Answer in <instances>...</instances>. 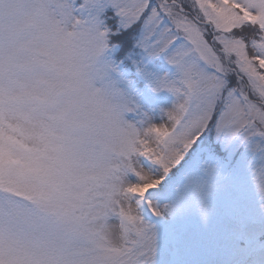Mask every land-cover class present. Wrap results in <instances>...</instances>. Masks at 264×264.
Here are the masks:
<instances>
[{
  "label": "snow or ice",
  "instance_id": "snow-or-ice-1",
  "mask_svg": "<svg viewBox=\"0 0 264 264\" xmlns=\"http://www.w3.org/2000/svg\"><path fill=\"white\" fill-rule=\"evenodd\" d=\"M0 264H264V0H0Z\"/></svg>",
  "mask_w": 264,
  "mask_h": 264
}]
</instances>
